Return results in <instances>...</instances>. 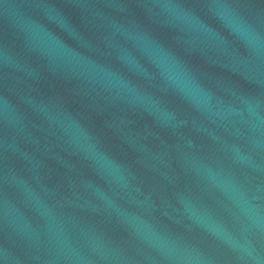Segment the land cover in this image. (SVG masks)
<instances>
[{
    "label": "water",
    "instance_id": "1",
    "mask_svg": "<svg viewBox=\"0 0 264 264\" xmlns=\"http://www.w3.org/2000/svg\"><path fill=\"white\" fill-rule=\"evenodd\" d=\"M0 264H264V0H0Z\"/></svg>",
    "mask_w": 264,
    "mask_h": 264
}]
</instances>
